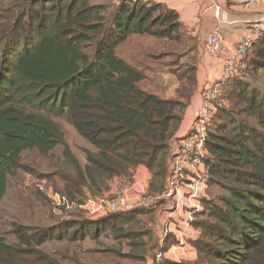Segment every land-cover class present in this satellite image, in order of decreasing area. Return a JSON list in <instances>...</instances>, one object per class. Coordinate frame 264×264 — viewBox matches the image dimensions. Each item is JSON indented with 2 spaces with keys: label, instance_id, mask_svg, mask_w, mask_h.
Listing matches in <instances>:
<instances>
[{
  "label": "trees",
  "instance_id": "16d2710c",
  "mask_svg": "<svg viewBox=\"0 0 264 264\" xmlns=\"http://www.w3.org/2000/svg\"><path fill=\"white\" fill-rule=\"evenodd\" d=\"M112 2L0 3V203L6 198L10 177L23 167L24 151L36 149L47 155L60 145L73 170L60 172L62 184L57 188L78 203L87 191L97 196L109 190L115 178L132 181L141 165L153 176L149 191L163 189L169 140L179 129L194 91L195 67L188 64L183 73L177 72L182 84L174 98L143 89L140 82L145 72L123 59L118 48L132 34L179 40L178 13L152 0ZM260 71H264V36L252 46L248 68L232 77L224 96L214 101L207 138V182L209 188L218 186L226 193L202 200L204 209L193 223L200 232L192 241L198 257L194 261L162 259L159 264H264V83L258 84ZM56 117L69 122L90 144L83 150L84 163L72 151ZM42 201L55 224L14 220V243L4 236L0 216V264H65V260L87 264L70 248L52 254L45 246L80 243L88 236L98 239L103 233L127 241L125 252L95 248L112 255L114 264L146 261L153 238L151 228L138 218L144 208L96 219L75 208L62 218ZM170 243L166 241L163 250Z\"/></svg>",
  "mask_w": 264,
  "mask_h": 264
},
{
  "label": "crops",
  "instance_id": "0c3cea01",
  "mask_svg": "<svg viewBox=\"0 0 264 264\" xmlns=\"http://www.w3.org/2000/svg\"><path fill=\"white\" fill-rule=\"evenodd\" d=\"M248 2L249 0L159 1V3L163 4L164 7L173 9L178 13L179 22L181 24L180 39L171 40L169 38H159L148 34H132L124 42L123 46L121 45L118 48L119 55L121 56L120 53L121 51H123V49L124 51L122 54L125 55L127 53V49L122 47H124V45H126L130 39L135 37L141 39L149 38L150 40L157 42L160 46H163V43H168L169 46H167V48H170L168 50L167 48L159 47V50H157L159 51L158 53L156 50H153L152 53H144V55L149 56L152 61L150 62L151 68L157 71L156 73H153V78L157 76L155 78L154 87L149 88L141 85L144 80H146L148 77H152L153 74H146L145 72L146 78L140 82V86L143 89L149 92L156 93L163 98H174L177 96L178 88L182 84L181 79L177 76V72L183 73L188 64L195 67V88L192 95L190 96L186 108L184 109L180 127L176 132L177 134H184L191 129L194 119V113L201 107L203 102L202 90L205 87L213 84L222 74V58L213 56L205 50V45L210 35L214 31H218L221 34V37L223 39L221 54L225 55L230 52V49L228 50V46L232 47L240 40H242L246 34L247 29L250 26L255 23H260L264 28V1ZM217 6L220 7L219 13L216 12ZM122 58L125 59L124 57ZM164 59H167L169 63L174 62L173 65H175V63L178 65L168 68L170 67L169 65L167 67L168 69L159 70L156 66L161 65L160 60L162 61ZM128 62L131 64L130 61ZM139 66H142V63L139 64ZM178 66L179 68H175ZM138 68L143 70L142 67ZM87 144V147H91L88 142ZM145 172L146 180H140L141 174ZM150 174L151 173L149 172L147 167L142 165L137 167L132 178L133 181L127 183L128 190L132 195L142 191L143 189L149 190L150 181L148 180H150ZM121 182V178L113 179L110 182V189L105 190L100 195L115 192ZM124 184L125 182L123 183V185ZM91 195L92 194L89 191L86 192V197ZM164 207V203L156 207H140L144 208L145 212L141 213L139 215V218L145 217V219L147 218L149 220L147 225L152 230L153 238L149 250L146 254V261L144 262V264H159L162 259H170L173 261L196 260L198 257V252L197 249L193 246L192 241L198 238L200 232L193 228L189 232V235L187 237L188 242L183 246L175 247L174 243L179 236V232L177 231L175 224L173 222H170V220L167 218L166 213L163 212ZM149 210H153V214L148 212ZM78 216V214L74 215V217ZM150 217H152V219H150ZM49 218L50 216L45 212L44 224H55V218ZM165 228L169 229V232H165L166 235H164ZM173 239H175L174 242L172 241ZM86 240H92L96 243L91 247L93 250H95V248L105 247L121 249L124 252L128 250V245L126 244L127 241L123 239H115L112 234L103 233L98 239H93L88 236L83 242H85ZM108 240H111V242L108 243ZM97 241L101 244L99 245ZM166 241H170L171 243L167 248H164L163 250ZM159 252L162 254V257L160 260H157L156 255ZM126 264H129V262H126Z\"/></svg>",
  "mask_w": 264,
  "mask_h": 264
},
{
  "label": "built area",
  "instance_id": "2783aa9c",
  "mask_svg": "<svg viewBox=\"0 0 264 264\" xmlns=\"http://www.w3.org/2000/svg\"><path fill=\"white\" fill-rule=\"evenodd\" d=\"M162 1V0H152ZM264 0H249V2ZM248 2V3H249ZM220 7H216L219 13ZM264 36V28L260 23L250 26L244 38L230 47L228 54H221L223 39L218 31H214L206 45L205 50L213 56L221 57L223 62L222 74L213 84L202 90L203 102L194 113L191 129L184 134L175 133L169 140L166 182L162 190L150 192L143 189L132 195L127 183L115 193L114 197L106 198L97 196L89 197L84 202L78 203L71 200L60 191L53 192L48 197L52 212L66 218L73 209H81L85 216L97 218L103 212H126L140 207H156L164 203V211L170 222L176 226L179 236L175 247L183 246L188 242L189 232L194 228L193 223L197 213L203 208L202 200L207 198L208 182L206 159L207 138L209 128L215 111V104L224 96L228 81L234 76H240L249 64V52L252 46ZM47 195V194H46ZM197 230V229H196ZM169 232L165 228L164 235ZM159 252L156 259L160 260Z\"/></svg>",
  "mask_w": 264,
  "mask_h": 264
},
{
  "label": "rangeland",
  "instance_id": "374dc122",
  "mask_svg": "<svg viewBox=\"0 0 264 264\" xmlns=\"http://www.w3.org/2000/svg\"><path fill=\"white\" fill-rule=\"evenodd\" d=\"M100 1H105L107 3L112 2V0H97V2ZM6 2L7 0H0V3ZM162 45L163 46H160L157 42H154L149 38L141 39L135 37L130 39L128 43L124 45V47H122L127 49V53L123 55V49L120 54L126 60L128 59L127 61H130L131 64L137 67H142L146 74H153L157 71L151 68L150 62L152 61L150 57L144 55V53H152L153 50H159V47L167 48V46H169L168 43H163ZM168 49L170 48H167V50ZM158 52L159 51H157V53ZM141 63L142 66H139V64ZM173 63H169L167 59H164L162 61L160 60L161 65H158L156 67L159 70H164L178 65L176 63L175 65H173ZM169 65L170 67H168ZM175 68H179V66ZM153 76L154 74L152 75V77H148L146 80H144L141 85L144 87L153 88L155 85V78L157 77L156 76L153 78ZM251 79L253 80V78ZM257 80L258 84L264 83V71H260L257 74ZM253 82L257 84L255 80ZM56 119L61 123L62 129L64 130L65 139L70 144L72 151L84 163L83 150L88 146L86 139L81 137L75 130V128L65 119L61 117H56ZM21 163L23 167L19 169L14 176L10 177L6 198L0 203L1 228L7 241L10 243H14L17 241L15 235L11 231L12 221L18 220L25 224L45 223V212H47V210L44 207L42 199L45 201V203H49L50 207L52 208L48 193L50 195L51 193L59 190L58 188H60L62 184V181L60 179V172H62L63 170H73L71 162L67 161L65 159V156L63 155V147L61 145L58 146L55 150L49 152L47 155L41 154L36 149L26 150L22 153ZM145 175L146 172L142 173L140 180H146ZM152 178L153 176L152 174H150V180L148 181L153 180ZM153 185L155 187H158V183L155 181ZM122 187L123 183L121 182L115 192L104 194V197H114L115 193H117ZM224 193L226 192L218 186L209 188L208 185L207 198H213L214 196L217 197ZM89 197L96 198L97 196H87L83 200L85 201ZM106 214L111 213L103 212L102 215L97 218H100ZM141 219L146 225L148 224L149 220L147 218L145 219V217H142ZM107 242L109 243L111 242V240H108ZM95 244L96 243L92 240H86L83 243L72 244H69L67 242H48L45 246V249L48 252L54 254L56 251L62 248H70L69 250L76 252L80 259L87 264H114L116 260L112 258V255H104L91 248ZM123 261L124 263H130V261ZM64 263L75 264L73 263V261L69 260H65Z\"/></svg>",
  "mask_w": 264,
  "mask_h": 264
}]
</instances>
